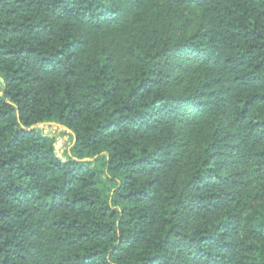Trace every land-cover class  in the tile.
<instances>
[{"label": "trees", "instance_id": "1", "mask_svg": "<svg viewBox=\"0 0 264 264\" xmlns=\"http://www.w3.org/2000/svg\"><path fill=\"white\" fill-rule=\"evenodd\" d=\"M0 264H264V0H0Z\"/></svg>", "mask_w": 264, "mask_h": 264}, {"label": "rangeland", "instance_id": "2", "mask_svg": "<svg viewBox=\"0 0 264 264\" xmlns=\"http://www.w3.org/2000/svg\"><path fill=\"white\" fill-rule=\"evenodd\" d=\"M35 128L44 136L54 140L56 158L61 162L66 161L74 145L72 134L54 123L43 124Z\"/></svg>", "mask_w": 264, "mask_h": 264}]
</instances>
